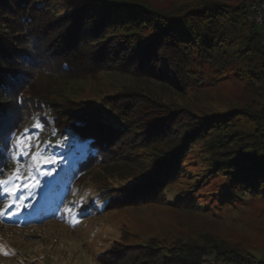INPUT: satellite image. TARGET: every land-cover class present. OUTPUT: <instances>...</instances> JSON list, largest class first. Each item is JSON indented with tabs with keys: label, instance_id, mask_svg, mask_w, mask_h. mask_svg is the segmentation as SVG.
<instances>
[{
	"label": "trees",
	"instance_id": "trees-1",
	"mask_svg": "<svg viewBox=\"0 0 264 264\" xmlns=\"http://www.w3.org/2000/svg\"><path fill=\"white\" fill-rule=\"evenodd\" d=\"M201 2L186 11L175 9L174 13L152 9L136 1L87 7L82 4L58 17L47 9L40 10L36 0H0V118L4 119L9 110L16 109L12 111L9 126L0 127V180L13 177L19 168L21 176H31L26 182L36 185L21 187L15 196L5 192L2 203L24 196V203L34 202L32 221L37 223L63 209L78 214L73 205L78 202L76 191L86 182V174L98 167L111 171V162L112 171H119L123 164L132 162H121L109 154L119 143L120 131L129 127L135 132L139 129L131 126L125 114L120 124L108 121L109 116L115 115L109 109L113 103L75 100L56 103L48 96L37 94L34 88L43 71L67 77L99 72L109 66L110 57L115 58L121 51L127 53V57L119 59L121 62L132 65L139 60L146 72L150 65L143 64L148 61L157 67L162 59H168L170 72L176 76L163 83L177 91L189 86L193 79L196 83L202 82L193 69L197 60L210 61L220 69L237 66L240 78L252 91L253 100L249 106L204 117L201 126L207 140L205 147L210 155L226 161L225 169L235 174V180L264 187V26L254 21L253 0H239L237 4L224 0ZM96 13L99 15L94 16ZM87 17L94 22L86 23ZM148 23L150 25H145ZM148 26L155 31L153 36L142 34L141 29ZM152 77L160 80L157 74ZM141 100L136 103L144 102ZM60 104L62 106H58ZM145 116L149 132L150 128L153 131L154 126L160 128L163 123L167 127L157 131L155 137L146 136L147 139H154L156 143L160 136L166 139L170 135L169 127L172 128L176 113L168 105L153 103V109ZM35 123H41L39 130L33 127ZM25 128L33 136L32 142H37V138L41 142L44 156L57 158L55 164L46 166L55 169L52 176H42L31 155L14 156L13 133L20 136ZM193 137L197 138V134ZM188 139L190 135L187 142ZM183 147H177V154ZM177 154L171 159H177ZM155 156L165 165L172 157L167 152ZM155 171L145 173L135 184L123 188L124 193L106 184L94 200V209L98 208L97 204H106L105 209L115 208L141 194L159 195L178 176L172 170L157 178ZM16 183L19 181L14 178ZM94 209L89 212L93 213ZM8 223L16 225L18 222L9 218ZM115 242L116 249L102 252L101 259L122 250L124 244ZM141 246L150 249L149 244ZM172 256L184 264H264V260L244 257L236 249L220 244L163 250V258ZM122 260L112 259L109 264H120Z\"/></svg>",
	"mask_w": 264,
	"mask_h": 264
},
{
	"label": "rangeland",
	"instance_id": "rangeland-1",
	"mask_svg": "<svg viewBox=\"0 0 264 264\" xmlns=\"http://www.w3.org/2000/svg\"><path fill=\"white\" fill-rule=\"evenodd\" d=\"M118 1L144 3L146 7L165 13H174L175 9L186 11L202 3L201 0H36V3L40 10L47 9L62 17L82 4L86 7L111 5ZM224 1L237 4L239 0ZM92 19L87 17L86 23H92ZM141 30L148 37L155 34L149 26ZM121 52L108 59L109 66L105 69L87 75L67 77L43 71L34 88L37 94L48 96L56 103L67 100L113 103V110L109 109L115 115L109 116L108 121L120 124L126 115L131 126L136 125L139 129L138 133L131 127L120 131L119 143L118 140L113 143L118 144L109 154L121 162H132L123 164L119 171H112L111 162V171L98 167L86 174V182L76 191L78 202L73 205L78 214L63 209L52 218L37 223L32 221L34 202H30V207L18 215L0 217V246H3L0 264H109L110 260L119 258L123 259L120 264H184L173 256L163 258V250L175 251L190 246L197 249L207 244L225 245L244 257L264 260V187L235 180V174L225 169L226 161L224 163L219 160L221 157H213L207 152V140H204L201 126L204 117L251 104L254 96L240 78L238 67L220 69L210 61L197 60L193 69L202 82L196 83L193 79L189 86L177 91L163 83L176 76L170 72L168 59H162L157 67L148 61L143 64L150 65L146 72L139 60L132 65L121 62V57H127L126 52ZM152 73L160 80L152 77ZM138 100L144 102L136 103ZM153 103L166 104L176 113L172 128L169 127L170 135L166 139L160 136L156 143L146 136L155 137L157 131L167 127L163 123L160 128L154 126L153 131L150 128L149 132L145 115L153 109ZM12 111L14 113L16 109L9 110L4 119L0 118V127L9 126ZM195 134L197 138L193 137ZM188 135L189 144L186 141ZM179 146L184 149L177 154L181 149ZM156 152H167L172 157L166 165L165 162L160 164ZM176 154L177 159L172 160ZM159 164L163 166L160 168ZM153 170L158 173L157 178L172 170L178 176L159 195L141 194L135 200L126 199L123 205L115 208L105 209L106 204H97L98 208L94 209V200L106 184L110 189L124 193L123 188L135 184ZM8 181L0 185V207L12 201L2 203L4 189L15 185L13 177L9 176ZM244 189L249 192L244 193ZM92 208L94 211L90 213ZM9 218L18 223L10 225ZM117 240L124 244L122 250L101 259L102 252L116 249ZM147 244L150 249L141 246ZM122 253L124 257H121Z\"/></svg>",
	"mask_w": 264,
	"mask_h": 264
},
{
	"label": "snow or ice",
	"instance_id": "snow-or-ice-1",
	"mask_svg": "<svg viewBox=\"0 0 264 264\" xmlns=\"http://www.w3.org/2000/svg\"><path fill=\"white\" fill-rule=\"evenodd\" d=\"M34 128L39 130L41 128V123H35L33 125ZM14 140L13 143L15 145L16 151L14 153L15 155H22V156H29L31 155V160L36 162L38 168L37 170L40 171L41 175H47L52 176L55 169H47L46 166L50 164H55L57 162V158L55 157H49L44 156L43 149L40 147L41 142L37 138V143L35 146L33 145V136L28 134V129L25 128L24 133L20 136H16L13 133ZM35 149V150H34ZM20 169L17 168L16 171L13 173V177L19 181V183H16L11 189L5 188V192H10L13 196L21 189L23 188H29L34 187L36 185L29 184L26 182L27 179H31V176L29 175L28 178L21 176ZM8 180H0V185L7 184ZM38 184V181L36 182ZM26 198L24 196H21L19 200H12L10 203H6L3 205V207H0V217H3L5 215L7 216H16L18 215L24 208L30 207L29 204L24 203V200ZM3 250V246H0V251Z\"/></svg>",
	"mask_w": 264,
	"mask_h": 264
},
{
	"label": "built area",
	"instance_id": "built-area-1",
	"mask_svg": "<svg viewBox=\"0 0 264 264\" xmlns=\"http://www.w3.org/2000/svg\"><path fill=\"white\" fill-rule=\"evenodd\" d=\"M252 7L254 11V21L257 24L264 26V0H253Z\"/></svg>",
	"mask_w": 264,
	"mask_h": 264
}]
</instances>
